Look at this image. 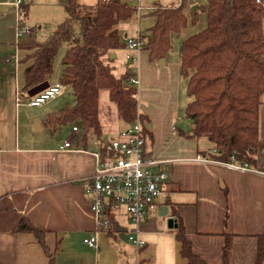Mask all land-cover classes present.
<instances>
[{
  "label": "crops",
  "instance_id": "1",
  "mask_svg": "<svg viewBox=\"0 0 264 264\" xmlns=\"http://www.w3.org/2000/svg\"><path fill=\"white\" fill-rule=\"evenodd\" d=\"M153 1L149 0L150 3ZM14 2L0 0V7H5L0 16V42H5L3 36L8 35L18 47L16 27L20 21L21 2L18 6ZM15 54L4 58V62L11 65L10 72L12 69L15 72V66L23 56V53L21 57L17 55L16 64L12 58L6 61ZM137 55L131 60L134 67L127 65V70L140 78V89L136 87L137 112L144 116L145 127L151 132V138L148 137L146 142L147 154L161 160L158 168L168 174L158 197V208L152 210L134 232L144 244L116 260L108 253L112 237L122 233L120 237L126 239V229L118 231L116 226H121L114 222L109 230L97 229L86 194V179L94 171L93 152L100 148L101 142L98 145L91 142L90 131H84L78 123L72 124L78 127L77 130L71 128L61 141L52 140L48 134L38 135L28 128L29 122L33 125L35 121L40 126L37 131L42 130L44 126L48 127L44 123L45 114L29 112L25 108L27 132L24 135L0 132V264H51L33 233L13 231L22 214L36 227L46 230L45 243L54 264H185L174 235L175 226L168 224V218L174 219L173 208L182 217L192 251L208 264H222L223 232L231 235L229 264L255 263L257 235L264 231V146L255 154V165L246 164L248 168L242 169L232 166V160L212 159L209 154L216 151L213 142L207 137L201 141L200 138L205 136L190 135L192 120L188 127L187 124L180 129L171 126L170 130L169 122L176 117L172 113L176 114L178 108L177 97L168 111L139 101L141 76H145L141 73L142 67L156 70V61L148 59V51L145 57L142 50L137 51ZM165 63L164 59L162 64ZM174 73V82L178 86L179 58ZM48 82L55 84L58 80L51 83L49 76ZM15 89L18 91L20 87L15 84ZM16 95L15 92L13 100L9 97L10 100L0 103V120L10 119L11 111H6L9 105L10 109L13 105L15 111L22 104V98L17 104ZM189 100L187 94V102ZM25 106L30 105L25 102ZM126 124L123 122L115 135ZM102 131L101 124V135ZM101 135L95 136L100 141L107 138ZM259 136L264 140V105L259 110ZM65 140L71 142L69 147L63 146ZM196 156H205L209 160L198 161ZM162 205L166 206L165 215L160 214ZM120 209L112 211V220ZM94 233L96 248L79 242L80 238L83 241ZM260 264H264V256Z\"/></svg>",
  "mask_w": 264,
  "mask_h": 264
},
{
  "label": "trees",
  "instance_id": "2",
  "mask_svg": "<svg viewBox=\"0 0 264 264\" xmlns=\"http://www.w3.org/2000/svg\"><path fill=\"white\" fill-rule=\"evenodd\" d=\"M122 0H99L86 6L77 0H65L66 18L57 24L44 40L18 42L23 52V84L20 91L40 84L50 76L53 60L62 43L67 44L61 58L62 68L58 83L70 86L73 102L65 103L58 112H49L44 120L53 131L65 122L78 123L84 131L101 135L98 118L99 90L105 88L116 104L119 118L129 123L133 115L144 121L137 112L136 87L125 84L131 73L120 75L103 56L126 46L120 39L116 24L128 19L134 8ZM155 22L147 30L141 46L148 51L150 61L163 58L171 47V36L187 24L185 0L163 5L151 2ZM206 13L205 26L189 34L180 43V74L187 80L190 97L184 113L192 120L190 135L205 136L216 149L212 159L255 165L256 152L264 146L259 136V110L264 105V41L261 20L264 0H207L199 6ZM27 5L19 7V15ZM23 12V13H21ZM196 14V11L193 12ZM79 23L76 33L73 22ZM145 126V124H144ZM151 138V132L145 127ZM171 215L176 222L174 235L185 264H208L197 256L185 233L181 215L174 208ZM227 212L224 215L226 222ZM14 232L33 233L44 252L52 256L45 243L46 230L36 227L22 214L13 227ZM222 264H229L231 235L223 232ZM264 256V231L257 235L254 264Z\"/></svg>",
  "mask_w": 264,
  "mask_h": 264
},
{
  "label": "rangeland",
  "instance_id": "3",
  "mask_svg": "<svg viewBox=\"0 0 264 264\" xmlns=\"http://www.w3.org/2000/svg\"><path fill=\"white\" fill-rule=\"evenodd\" d=\"M77 1L86 6H91L99 0ZM122 1L131 2L132 7L134 8V13L128 19L121 20L116 24V28L120 34V39L122 41H126L128 38L136 39L140 37L144 43L145 38L143 37H146L148 34L147 29L155 22V16L152 13L153 8L151 3L149 0ZM20 2L22 6L27 5V11L25 14L21 12L23 14L20 17L19 25L29 26L31 31L28 33H21L17 37V41L19 42H27L29 40L44 41L53 32L57 24L63 21L67 16L65 0H20ZM178 2H180V0H156V3L163 5L177 4ZM185 3L186 7L184 8V12L187 16L186 28L182 29L177 34L172 35L171 47L163 57L166 63L159 65L158 61H156L154 63L156 70H144L145 67L143 66V72H141L145 76H141V94L138 98L140 102L145 105H151L153 108L157 107L164 111H168L177 97V112L176 114L172 113V116L174 117V115H176L175 120L177 118L179 120L178 122L175 120H173V122H169L170 130L171 126H175L180 129L182 127H186V124L187 127L191 124V119L185 116L184 113V109L187 104L186 78L179 73L178 86L174 82L176 77L174 72L177 71V59L179 58L180 53V39L181 37L185 38L189 34L201 30L206 24L205 11L202 10V8H197L196 14L194 15L192 12V5H197L198 7L205 6L207 4V0H185ZM138 6H141L140 10L137 9ZM4 8L5 7H0V16L4 13ZM73 26L76 33H79V23L74 21ZM261 34L264 41V13L261 20ZM3 37H5L4 40L6 41L0 42V103L8 101L10 98L13 100L14 93L16 92L19 96H21L22 104L16 107V116L14 115V106L12 105V109H10V105L8 106L9 108L6 111H11V116L9 117V120L7 118L8 121L6 120V122L0 120V132L22 136L27 132L26 120L23 115L25 108L29 112L36 111L43 113V115L45 114V118L47 113L58 112L59 109L65 105V103H72L74 97L70 86H63L62 90L57 95L46 100L39 106L26 107L25 102H27V94L21 92L20 89L19 91H16L15 89V84L19 87L23 84L24 64L22 62H18L14 69L15 72H13V69L10 72V63L4 62L5 56L17 53V55L21 57L23 52L18 49L16 42L10 41L8 35ZM66 49L67 44L62 43L57 50L53 60L52 72L50 74L51 83L58 80V75L60 74L62 68L61 58L65 54ZM140 50H142L144 57L147 56V51L142 47L131 49L128 47H122L115 49L110 53L107 52L103 56V59L114 66L113 72L115 75H118L119 73L127 70V65L134 67V63L131 61V56L136 58L138 56L137 51ZM112 54L114 56L111 58ZM136 77L138 78L139 76L136 75ZM139 80L140 78H138V83L134 84L137 89H140ZM125 84H129L127 80ZM98 110L99 119L103 126L102 135L107 138L115 136L116 129L123 125V121L118 117L116 104L109 99L108 91L105 88H101L99 90ZM140 120L142 121L141 118ZM72 124L78 125L75 122L68 121L57 125L52 132L50 131L51 129L49 126H44L42 130L37 131L39 125L33 121V125L29 122L28 128L38 135L48 134L52 136L50 137L52 140L61 141V139L71 130ZM187 131L188 130H185V132ZM88 133L91 142L96 145L100 144V138L96 137L91 131ZM200 140L204 141L206 140V137H201ZM112 222L125 228L126 232H132L131 230L134 227V223L127 217L123 209H120L114 215ZM126 232L124 233L126 234ZM79 242L83 244L82 238H80ZM112 242L113 243H111L108 253L116 260H119L120 256L122 257L124 254H128L130 250L135 249L137 246L128 238L122 239L118 234L115 237H112Z\"/></svg>",
  "mask_w": 264,
  "mask_h": 264
},
{
  "label": "built area",
  "instance_id": "4",
  "mask_svg": "<svg viewBox=\"0 0 264 264\" xmlns=\"http://www.w3.org/2000/svg\"><path fill=\"white\" fill-rule=\"evenodd\" d=\"M258 1V0H257ZM19 5L20 0H15ZM138 10L141 6H138ZM29 26L16 27V37L21 33L30 32ZM143 41L140 37L128 38V48L141 47ZM16 64L17 54L7 57ZM134 60V57H131ZM129 85L138 83V78L130 75L127 79ZM64 85L60 83L49 84L38 93L27 96V104L39 106L46 100L57 95ZM19 91V90H18ZM21 96L16 95L17 104ZM73 125L72 130L76 131ZM148 136L145 132L144 121L138 114L133 115L132 120L120 130L115 136L105 138L101 141L100 148L93 152L95 166L93 173L86 179V194L91 203V210L97 224V229L109 230L113 225L110 214L116 208H122L127 217L134 223L132 232H126L127 238L138 247L144 241L138 238L134 232L140 224L145 222L154 209L158 208V197L162 192L163 184L168 180V174L159 169L161 160L147 154L146 142ZM71 142L65 140L64 147H69ZM198 161L209 160L205 156H196ZM231 165L237 168H248L246 163H237L231 159ZM83 242L92 248L97 247L95 233L83 239Z\"/></svg>",
  "mask_w": 264,
  "mask_h": 264
},
{
  "label": "water",
  "instance_id": "5",
  "mask_svg": "<svg viewBox=\"0 0 264 264\" xmlns=\"http://www.w3.org/2000/svg\"><path fill=\"white\" fill-rule=\"evenodd\" d=\"M122 3H124V2H122ZM127 4H128V5H131V2H127ZM192 10H193V11H196V5H193V6H192ZM113 56H114V55L112 54L111 57H113ZM158 63H159V64L164 63V58H160V59H158ZM48 85H49V82H48V80H46V81H44V82H42V83H40V84H37V85H35V86L29 88V89L27 90L26 94H27V96H32V95L38 93L39 91L43 90L44 88H46ZM37 125H38V124H37ZM263 150H264V149H263ZM160 210H161V212H160L161 215H165V214H166V206H164V205L160 206ZM168 224H169V225H174V226H175L174 219H173V218H168ZM116 229H117L118 231H120V232H124V231H125L124 228H122V227H117V226H116ZM120 236L122 237V233H120ZM124 237L127 238V235H125Z\"/></svg>",
  "mask_w": 264,
  "mask_h": 264
}]
</instances>
